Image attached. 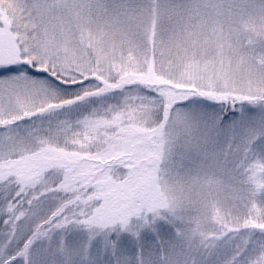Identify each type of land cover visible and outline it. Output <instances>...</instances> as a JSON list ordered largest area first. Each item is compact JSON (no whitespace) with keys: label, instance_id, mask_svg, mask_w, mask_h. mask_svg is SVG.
<instances>
[{"label":"snow or ice","instance_id":"snow-or-ice-1","mask_svg":"<svg viewBox=\"0 0 264 264\" xmlns=\"http://www.w3.org/2000/svg\"><path fill=\"white\" fill-rule=\"evenodd\" d=\"M0 264H264V0H0Z\"/></svg>","mask_w":264,"mask_h":264}]
</instances>
